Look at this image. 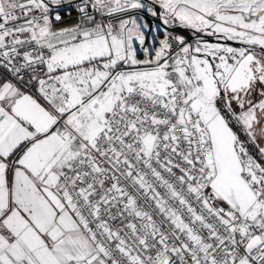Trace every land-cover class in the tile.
I'll list each match as a JSON object with an SVG mask.
<instances>
[{
    "label": "snow or ice",
    "instance_id": "1",
    "mask_svg": "<svg viewBox=\"0 0 264 264\" xmlns=\"http://www.w3.org/2000/svg\"><path fill=\"white\" fill-rule=\"evenodd\" d=\"M0 264H264V0H0Z\"/></svg>",
    "mask_w": 264,
    "mask_h": 264
},
{
    "label": "water",
    "instance_id": "2",
    "mask_svg": "<svg viewBox=\"0 0 264 264\" xmlns=\"http://www.w3.org/2000/svg\"><path fill=\"white\" fill-rule=\"evenodd\" d=\"M145 3L147 4H150L151 2L148 1V0H144ZM157 11H159L158 9H156ZM140 17H142L144 19V21L148 24V35L146 37V43H147V40H148V36L154 26V24H157L161 30H157L156 31V35L158 38H162L163 36V32L167 31L171 34H174L175 36L176 35H179V36H182L185 38V40L189 43H192L194 38L192 35H190V33L186 30V29H183V28H180V27H168V26H165L163 24V22L159 19H157L156 17H153L151 16L150 14H148L147 12L145 11H142L140 13ZM209 40V42H215L212 38H207ZM153 46L154 47H157V44L156 42H153Z\"/></svg>",
    "mask_w": 264,
    "mask_h": 264
},
{
    "label": "rangeland",
    "instance_id": "3",
    "mask_svg": "<svg viewBox=\"0 0 264 264\" xmlns=\"http://www.w3.org/2000/svg\"><path fill=\"white\" fill-rule=\"evenodd\" d=\"M151 2V0H148ZM146 4V7L149 5L147 3ZM145 12H147L146 10H144ZM141 25H147V27H144L142 28V31L145 33V39L147 37V33H148V24L144 21V19L142 17L139 18V21H138ZM157 30H161V28L157 25V24H154L149 36H148V40H147V46H149L150 48H153V42H156L157 40V35H156V31ZM164 33V32H163ZM173 36H175L174 34H172Z\"/></svg>",
    "mask_w": 264,
    "mask_h": 264
},
{
    "label": "built area",
    "instance_id": "4",
    "mask_svg": "<svg viewBox=\"0 0 264 264\" xmlns=\"http://www.w3.org/2000/svg\"><path fill=\"white\" fill-rule=\"evenodd\" d=\"M75 13H73L71 16H69V15H67L66 13H65V19H64V23L67 25V24H71L74 20H75ZM163 38H164V34H163V36H162V38H157V40H158V42H156V44H157V47H153V48H155V50H159V44H160V41L161 40H163Z\"/></svg>",
    "mask_w": 264,
    "mask_h": 264
},
{
    "label": "bare ground",
    "instance_id": "5",
    "mask_svg": "<svg viewBox=\"0 0 264 264\" xmlns=\"http://www.w3.org/2000/svg\"><path fill=\"white\" fill-rule=\"evenodd\" d=\"M156 42H158V40H156ZM158 43H159V42H158ZM136 47L139 48V44H138V43L136 44ZM141 58H142V57H141Z\"/></svg>",
    "mask_w": 264,
    "mask_h": 264
},
{
    "label": "flooded vegetation",
    "instance_id": "6",
    "mask_svg": "<svg viewBox=\"0 0 264 264\" xmlns=\"http://www.w3.org/2000/svg\"><path fill=\"white\" fill-rule=\"evenodd\" d=\"M190 33V32H189ZM190 35H192L191 33H190Z\"/></svg>",
    "mask_w": 264,
    "mask_h": 264
},
{
    "label": "trees",
    "instance_id": "7",
    "mask_svg": "<svg viewBox=\"0 0 264 264\" xmlns=\"http://www.w3.org/2000/svg\"><path fill=\"white\" fill-rule=\"evenodd\" d=\"M188 31V30H187ZM189 32V31H188Z\"/></svg>",
    "mask_w": 264,
    "mask_h": 264
}]
</instances>
